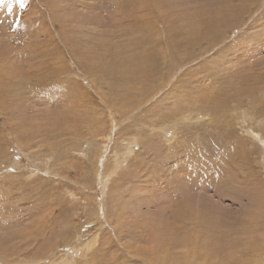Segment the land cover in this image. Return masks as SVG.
Segmentation results:
<instances>
[{"label": "rangeland", "instance_id": "374dc122", "mask_svg": "<svg viewBox=\"0 0 264 264\" xmlns=\"http://www.w3.org/2000/svg\"><path fill=\"white\" fill-rule=\"evenodd\" d=\"M263 154L264 0L0 3V264H264Z\"/></svg>", "mask_w": 264, "mask_h": 264}, {"label": "bare ground", "instance_id": "6f19581e", "mask_svg": "<svg viewBox=\"0 0 264 264\" xmlns=\"http://www.w3.org/2000/svg\"><path fill=\"white\" fill-rule=\"evenodd\" d=\"M193 29V28H192ZM194 31V30H193ZM201 32V31H200ZM198 33V32H197ZM252 34V33H251ZM198 35V34H197ZM193 39V38H192ZM193 40H197L196 39H193ZM246 46V45H245ZM76 50V49H75ZM253 50V49H252ZM250 53V52H249ZM129 55V54H128ZM128 59V58H127ZM130 60L126 61V62H123L122 60H119L118 58L114 59V65H115V68L116 69H120L122 66V70L120 71V75L122 76V78H119L118 81L119 82H125L126 84H129L130 82H133V84H135V86L132 87V83L131 85H128L125 89L129 92V93H135L137 91V89H140L143 90L142 88V85L143 84H146V86L144 87H147L145 89H148L150 88L151 90L154 91L155 89V83H153V79L155 78V76L157 75V71L156 69L153 67L154 64H148L147 63V60H146V56L143 58V57H138L135 55H132L131 58H129ZM112 62V61H111ZM117 76V74L113 73V78ZM112 78V76H109ZM110 78V79H111ZM112 78V80H113ZM128 80H131L130 82ZM148 84V85H147ZM250 85V84H249ZM131 86V87H129ZM160 86V85H159ZM158 86V87H159ZM149 91V90H147ZM251 93V92H250ZM127 94V93H126ZM143 94V93H142ZM151 94V91L148 93V95ZM156 95V93H154ZM122 95V94H120ZM119 95V96H120ZM132 96V95H131ZM133 97V96H132ZM131 98V97H130ZM115 99V98H114ZM128 99V98H127ZM122 100V99H120ZM131 100V99H130ZM247 102V101H246ZM116 105H117V102H115ZM131 103V101H130ZM115 105V104H114ZM119 105V104H118ZM124 106V105H123ZM121 107V106H120ZM119 108V107H117ZM120 109V108H119ZM123 109V108H122ZM121 109V110H122ZM114 111V110H113ZM166 131V130H165ZM253 132V135L255 137H257L259 140H262V138L260 137L259 134L257 133H254L255 131H251ZM263 141V140H262ZM247 142V141H246ZM241 144V142H240ZM243 149V148H242ZM244 152V151H243ZM264 155V154H263ZM189 158V157H188ZM191 158V157H190ZM263 159V158H262ZM189 160V159H188ZM264 162V161H263ZM237 180V178H236ZM235 180V181H236ZM231 181V180H230ZM234 181V182H235ZM249 181V180H248ZM247 181V182H248ZM241 182H245V181H241ZM232 183H233V180H232ZM237 183V182H236ZM249 183H251V181H249ZM248 183V185H246L247 187L250 186ZM247 184V183H246ZM252 184V183H251ZM233 185V184H232ZM221 187V186H220ZM245 187V189L247 188ZM249 188V187H248ZM255 188V187H254ZM177 189V187H176ZM221 189V188H220ZM244 189V188H243ZM242 190V191H245ZM250 189H252V186H250ZM240 192V191H239ZM245 192H247V195L251 197V199H253V196L254 194L252 193L253 191L251 190H246ZM243 192V193H245ZM180 205V204H179ZM183 206V205H182ZM179 210H176V212L178 213ZM177 215V214H176ZM175 215V216H176ZM179 216V215H178ZM177 217V216H176ZM175 218V217H174ZM179 218V217H177ZM178 220V219H177ZM160 224V223H159ZM168 227V226H167ZM165 230V229H164ZM162 230V231H164ZM174 235V234H173Z\"/></svg>", "mask_w": 264, "mask_h": 264}, {"label": "snow or ice", "instance_id": "6c2138e0", "mask_svg": "<svg viewBox=\"0 0 264 264\" xmlns=\"http://www.w3.org/2000/svg\"><path fill=\"white\" fill-rule=\"evenodd\" d=\"M0 3H3V0H0Z\"/></svg>", "mask_w": 264, "mask_h": 264}]
</instances>
